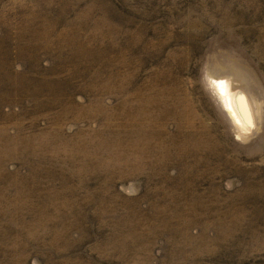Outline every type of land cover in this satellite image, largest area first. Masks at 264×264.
Wrapping results in <instances>:
<instances>
[{
	"label": "rangeland",
	"instance_id": "1",
	"mask_svg": "<svg viewBox=\"0 0 264 264\" xmlns=\"http://www.w3.org/2000/svg\"><path fill=\"white\" fill-rule=\"evenodd\" d=\"M0 264H264V0H0Z\"/></svg>",
	"mask_w": 264,
	"mask_h": 264
},
{
	"label": "bare ground",
	"instance_id": "2",
	"mask_svg": "<svg viewBox=\"0 0 264 264\" xmlns=\"http://www.w3.org/2000/svg\"><path fill=\"white\" fill-rule=\"evenodd\" d=\"M223 88H225V87H223L222 86V82H219L218 83V89H219V91H220V93L224 96V98H223V96H222V98L225 100V103H227V106H228V109H229V112H230V114H232V116H234V114H236V110H233V108L232 107H235L234 105H233V100H232V95L231 96H227V94H223L224 92H223ZM221 94H220V96H221ZM234 111V112H233ZM239 111V110H238ZM240 112V111H239ZM238 112V114L240 115V113ZM238 115V116H239ZM242 116H239L238 118L236 117L235 119H234V121L236 122V123H238L241 119ZM237 119V120H236ZM242 121V120H241ZM243 124V123H242Z\"/></svg>",
	"mask_w": 264,
	"mask_h": 264
},
{
	"label": "water",
	"instance_id": "3",
	"mask_svg": "<svg viewBox=\"0 0 264 264\" xmlns=\"http://www.w3.org/2000/svg\"><path fill=\"white\" fill-rule=\"evenodd\" d=\"M240 112V114H241V116L242 117H245V113H244V110H243V107H242V105H240V110H239ZM246 119V118H245ZM247 120V119H246Z\"/></svg>",
	"mask_w": 264,
	"mask_h": 264
}]
</instances>
